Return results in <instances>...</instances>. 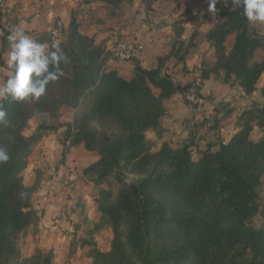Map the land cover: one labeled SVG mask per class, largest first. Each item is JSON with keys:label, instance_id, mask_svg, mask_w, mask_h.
I'll use <instances>...</instances> for the list:
<instances>
[{"label": "trees", "instance_id": "trees-1", "mask_svg": "<svg viewBox=\"0 0 264 264\" xmlns=\"http://www.w3.org/2000/svg\"><path fill=\"white\" fill-rule=\"evenodd\" d=\"M92 1L105 3L110 14L118 16L133 0ZM216 8L219 20L205 36L216 59L201 64L200 78L213 73L251 94L264 71V58H255L264 37L234 4L217 0ZM181 33L176 29L178 37ZM230 34L234 41L228 48ZM195 35L185 46L178 42L172 53L186 52ZM33 39L59 42L69 62L39 100L3 101L7 116L0 123V146L8 149L10 159L0 163V264H53L52 251L37 249L22 257L17 241L39 218L30 202L35 185H25L21 173L41 132L61 125L65 148L83 143L99 154L82 176L97 187L94 200L100 218L94 228L108 224L112 239L107 251L92 244L90 264H264V224H253L264 176V86L263 102L240 114L239 130L227 142L209 144L196 159L191 141L177 147L163 141L152 150L146 137L148 130L163 134L165 99L198 88L163 72L162 58L154 68L135 60L133 76L127 79L108 65L116 58L114 49L83 34L75 16L62 38L43 32ZM66 108L73 109L72 118L62 123ZM32 117L39 123L25 135ZM254 126L262 130L257 140L251 137Z\"/></svg>", "mask_w": 264, "mask_h": 264}, {"label": "crops", "instance_id": "crops-1", "mask_svg": "<svg viewBox=\"0 0 264 264\" xmlns=\"http://www.w3.org/2000/svg\"><path fill=\"white\" fill-rule=\"evenodd\" d=\"M187 1L188 4L181 0H133L125 12L116 16L111 15L106 4L101 1L2 0L0 4L4 7L2 22L5 35L0 37V80L6 78L5 57L8 49L5 36L13 28H23L32 38L38 33L50 31L57 35L58 28L62 31L68 26L71 17L75 16L80 31L108 50L115 49L121 37H136L135 40L142 47L136 52L135 59L123 61L113 57L108 61L109 67L130 79L135 60L144 68H154L162 58L163 72L174 81L182 85L194 84L200 92L212 98V105L198 111L185 102L179 92L173 94L164 100L162 136L158 137L152 130L146 132L147 139L152 142V150H158L163 141H168L173 147L191 141L192 154L195 151L197 159L209 144L227 142L239 130L235 116L239 107L232 111L233 114L235 112L234 116L224 113L236 105L235 93L243 96L245 105H248L251 94L224 83L213 73L205 79L200 78L201 64H212L216 59L214 49L205 37L216 21L205 19L201 24H195L197 16H193V6L196 0ZM254 25L264 37V24ZM176 29L182 31L179 37ZM194 32L196 35L192 47L186 52L182 49L172 53L178 42L183 41L185 46ZM262 47L264 49V45ZM258 98L263 102L260 94ZM72 114L73 109H65L60 122L70 121ZM64 116L66 118L63 120ZM35 118L37 123L31 127V132L35 131L39 123V119ZM212 120L214 124L209 126ZM47 133L40 135L33 145L22 172L24 184L35 185L30 202L39 216L37 222L22 233L31 245L34 243L26 254L30 255L38 248L44 252L52 251L53 264H79L80 261L90 264V248L95 245L92 240L95 241L94 235L98 232L94 225L99 221L97 216L99 219L100 212L91 195L78 191L85 185L84 177H78L73 190L61 183L67 168L75 165L74 159L83 162L84 158L78 157L82 150L80 147L65 148L64 125ZM214 148L217 145H213ZM89 157L90 154L87 159ZM93 157L91 163L99 158L98 154ZM109 233L111 237L110 230ZM84 240L87 243L84 244ZM96 247L100 248L99 245ZM108 249L100 248L102 251ZM76 252L79 254L76 255Z\"/></svg>", "mask_w": 264, "mask_h": 264}, {"label": "clouds", "instance_id": "clouds-1", "mask_svg": "<svg viewBox=\"0 0 264 264\" xmlns=\"http://www.w3.org/2000/svg\"><path fill=\"white\" fill-rule=\"evenodd\" d=\"M224 5L234 4L249 24H264V0H223ZM217 0H209L208 11L216 13ZM6 78L0 80V123L5 122L7 111L3 101L39 100L48 86L63 75L62 65L69 57L59 42H38L23 28H13L5 36ZM10 159L6 147L0 146V163ZM24 193H21L23 196Z\"/></svg>", "mask_w": 264, "mask_h": 264}, {"label": "rangeland", "instance_id": "rangeland-1", "mask_svg": "<svg viewBox=\"0 0 264 264\" xmlns=\"http://www.w3.org/2000/svg\"><path fill=\"white\" fill-rule=\"evenodd\" d=\"M1 2H2V0H0ZM181 1H183V2H185V4H188V1L187 0H181ZM194 1V0H193ZM208 3H209V0H196L195 1V6H193V12H195V13H193V16H197L196 17V20L194 21V23L195 24H201L202 22H204V20L206 19V20H210V22H214V20L215 21H217V20H219V12L217 11L216 13H211V12H209L208 11ZM0 10H2V13L4 12V7H3V5L2 4H0ZM189 9H190V7H188ZM2 13H1V25H2V27L3 28H5L4 27V25H3V22H2ZM63 28V27H62ZM66 28H63V29H61L62 31H60V28H58V31H57V35L54 33V31H50V32H52L53 33V36L54 37H56V39L58 38V37H63L64 36V30H65ZM4 31H5V29H4ZM62 32V33H61ZM38 34H41V33H38ZM38 34H36L37 36H38ZM5 35V34H4ZM3 35V36H4ZM35 35V36H36ZM34 36V37H35ZM58 36V37H57ZM1 37V36H0ZM33 37V38H34ZM61 37V38H62ZM127 37V36H126ZM125 37V38H126ZM127 38H129V37H127ZM131 38V37H130ZM129 38V39H130ZM136 38V37H135ZM134 38V39H135ZM140 41V40H139ZM233 41H234V35L233 34H230L228 37H227V39H226V46L228 47V48H230L231 47V45L233 44ZM255 58L256 59H259V60H261V59H263L264 58V49H263V47H261L260 49H258L256 52H255ZM230 86H236V84L235 85H232V84H230V83H228ZM264 84V71L262 72V74L260 75V77L258 78V80H257V82H256V87H257V89L253 92V93H251V95L249 96V103H247L248 105H245L244 104V100H243V96H241V95H239L238 93H235V97L236 98H234V100L235 101H237L236 102V105H234L233 106V109H229V110H227L224 114L225 115H228V114H230V115H232V116H234V114H235V112H234V114H233V112L232 111H234V109L236 108H238L239 107V109L237 110V114L235 115L237 118H236V120H237V123L239 124V116H240V114L245 110V109H247V108H249V107H253V105H254V102H256V104L257 105H260L261 103H262V101H261V99H259L258 97H259V94H260V89L264 86L263 85ZM196 89V91H197V93L198 94H200V95H202V96H204V98L206 99V102H207V108H208V106H210V104L212 103H214V102H212V100H210V99H212L211 97H209V96H207V95H205V94H203L202 92H200L199 91V88H195ZM241 89V88H240ZM156 90V89H155ZM242 90V89H241ZM244 92V91H243ZM181 94V93H180ZM209 97V98H208ZM261 97V96H260ZM183 98V97H182ZM211 104V105H212ZM255 104V105H256ZM205 106V107H206ZM235 106H237V107H235ZM244 106V107H243ZM248 106V107H247ZM241 107H243L244 109L243 110H241ZM66 109H68V108H66ZM203 110L205 109V108H202ZM206 110V109H205ZM208 110V109H207ZM34 118L35 117H32V119H30V121H29V126L24 130V134L26 135H30V132H31V127H33V126H36V121L34 120ZM64 118H66V116H64L63 117V120H64ZM36 119V118H35ZM213 121L214 120H212V121H209V126H213ZM211 123H213V124H211ZM233 125V124H232ZM229 126V125H228ZM239 126H240V124H239ZM225 127V126H224ZM49 131V130H48ZM48 131H45V130H43L42 132H41V135L42 134H48L47 132ZM45 132V133H44ZM32 133V132H31ZM49 133H52V132H49ZM262 135V130L258 127V126H254L253 127V129H252V131H251V137H252V139L253 140H257L260 136ZM212 139V138H211ZM211 139H209L210 141H212ZM36 143V142H35ZM207 143V142H206ZM65 146V145H64ZM33 147V146H32ZM72 147H74L75 149H77L78 147H80L81 148V150H82V152H80V154H78V157L81 159V158H84L83 159V162H79V161H77L76 159H74V162H75V165H73V167H68L67 168V170L65 171V173L63 174V176H62V178H61V183H62V186H65V187H67V188H69V189H72L73 190V186H74V183L76 182V181H73L71 184H64L63 183V179H64V177L66 176V175H68L71 171H73L74 173H77L78 174V176H77V178L78 177H80V176H82V170L85 168V167H87L88 165H90L91 164V161L93 160V155L94 154H98V152L97 151H95V150H88V149H86V147L84 146V144L83 143H80L79 145H76V146H72ZM91 155V158L89 157L88 159H87V155ZM193 155V157L194 158H196V156H197V154L195 153V151H194V153L192 154ZM98 156H99V154H98ZM77 157V159L78 160H80L79 158ZM76 158V157H75ZM29 159V158H28ZM76 160V161H75ZM94 162V161H93ZM92 162V163H93ZM24 171V170H23ZM22 171V172H23ZM21 175H22V173H21ZM83 177V176H82ZM76 178V180H78ZM22 179H23V176H22ZM85 180V185L83 184V188H79V192H81V191H83V192H85V193H87V195H91L90 197H93V200H94V197H95V194H96V192H97V187L94 185V183L92 182V181H90V180H88L86 177L84 178ZM24 180V179H23ZM102 187H107L108 186V184L107 183H103L102 185H101ZM72 187V188H71ZM258 194H259V205H260V207H259V211H258V213L255 215V217H254V219H253V224L256 226V227H261L263 224H264V176L262 177V184L259 186V188H258ZM94 202H95V200H94ZM97 204H96V202H95V206H96ZM97 220H99L98 219V216H97ZM109 230L111 231V234H112V230H111V228H110V226L108 225V224H104L103 225V227L101 228V229H99L98 230V232H96V235H94V237H95V241L94 240H92L93 241V244H95V246L96 245H99V247L100 248H102V249H108V248H110V241H111V239H112V235H111V237H110V233H109ZM94 239V238H93ZM17 243H18V246H19V249H20V252H21V256L22 257H29V256H31L38 248H35V250L34 251H32V254H30V255H27L26 253H28L32 248H33V246H34V243L31 245L30 243V240H27V238L25 237V235H23L22 233L19 235V237H18V241H17ZM99 248V249H100ZM85 250H87V249H85ZM109 250V249H108ZM77 254H79L78 252H76V255ZM79 264H85V262L84 261H80L79 262Z\"/></svg>", "mask_w": 264, "mask_h": 264}, {"label": "built area", "instance_id": "built-area-1", "mask_svg": "<svg viewBox=\"0 0 264 264\" xmlns=\"http://www.w3.org/2000/svg\"><path fill=\"white\" fill-rule=\"evenodd\" d=\"M63 1H69V0H63ZM1 8V7H0ZM1 13L2 10H0V36H3L5 34L4 28L1 25ZM141 45L138 44L137 40L135 39H129L121 37L118 41L117 46L114 49V55L119 60H131L135 55L136 52L141 49ZM181 96L188 100L190 103L195 104L197 106L198 110H203L202 108H205L207 105L206 99L204 96L197 93L196 89L191 87L185 90L183 93H181ZM78 174L71 171L68 175H66L63 179L64 184H71L73 181H76ZM78 179V178H77Z\"/></svg>", "mask_w": 264, "mask_h": 264}]
</instances>
